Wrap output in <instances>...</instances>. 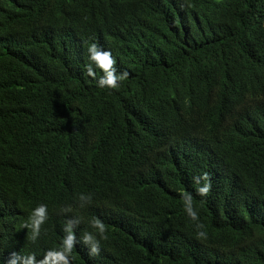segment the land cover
<instances>
[{
	"label": "trees",
	"instance_id": "trees-1",
	"mask_svg": "<svg viewBox=\"0 0 264 264\" xmlns=\"http://www.w3.org/2000/svg\"><path fill=\"white\" fill-rule=\"evenodd\" d=\"M92 43L118 88L85 71ZM73 218L106 239L70 264H264V0H0V264Z\"/></svg>",
	"mask_w": 264,
	"mask_h": 264
},
{
	"label": "clouds",
	"instance_id": "clouds-1",
	"mask_svg": "<svg viewBox=\"0 0 264 264\" xmlns=\"http://www.w3.org/2000/svg\"><path fill=\"white\" fill-rule=\"evenodd\" d=\"M88 60L89 63L85 66V71L91 77L94 76V68L99 70L102 75L96 78V86L99 88L107 87L108 89H115L119 87V81L125 79L128 75L127 71L116 73L115 67H113L115 61L111 54L107 50H100L95 43L88 46ZM193 181L197 185L195 191L200 197H206L210 191L209 174L204 171L198 176H193ZM203 181V183H201ZM80 205L84 206L89 202V197L84 194H80L78 197ZM183 208L186 215L193 221L197 220V212L192 206V195L184 194L183 196ZM47 218L46 205L39 204L32 209L29 214V219L22 227H28L31 230V238L35 239L39 235L40 225ZM79 223L78 218L68 220L64 225L63 231L65 235L61 240V245L58 249H49L44 255L36 260L32 254L27 256H20L16 253H11L7 261L4 264H70L71 251L74 243L82 242L86 247L90 255H96L100 251V241L106 239L104 224L96 218H93L89 224L93 231H84L79 238L76 237L72 229ZM203 224L197 222L196 228L201 229L196 232L197 237H204L205 232L202 230Z\"/></svg>",
	"mask_w": 264,
	"mask_h": 264
}]
</instances>
